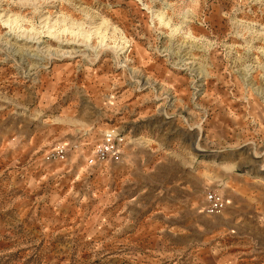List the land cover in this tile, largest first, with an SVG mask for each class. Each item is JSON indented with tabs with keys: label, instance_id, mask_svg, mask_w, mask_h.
<instances>
[{
	"label": "rangeland",
	"instance_id": "rangeland-1",
	"mask_svg": "<svg viewBox=\"0 0 264 264\" xmlns=\"http://www.w3.org/2000/svg\"><path fill=\"white\" fill-rule=\"evenodd\" d=\"M255 206L264 0H0V264H228Z\"/></svg>",
	"mask_w": 264,
	"mask_h": 264
},
{
	"label": "built area",
	"instance_id": "built-area-1",
	"mask_svg": "<svg viewBox=\"0 0 264 264\" xmlns=\"http://www.w3.org/2000/svg\"><path fill=\"white\" fill-rule=\"evenodd\" d=\"M116 149H114L113 140L110 136L107 137L103 145L97 148L92 156L87 160V166H93L96 162H106L108 158L115 155ZM67 152L63 147L55 148V150L47 156L48 161H59L63 162L66 159ZM205 214L207 216H213L221 213L226 204L222 198L215 193L205 194Z\"/></svg>",
	"mask_w": 264,
	"mask_h": 264
},
{
	"label": "crops",
	"instance_id": "crops-1",
	"mask_svg": "<svg viewBox=\"0 0 264 264\" xmlns=\"http://www.w3.org/2000/svg\"><path fill=\"white\" fill-rule=\"evenodd\" d=\"M251 209L255 213H263L264 212V210H263L264 208L261 207V206L251 207ZM261 224H264L263 220H262ZM262 231H264V225H263V230ZM231 236H233V235H231ZM233 243H235V242H232V244L230 246V248H231L230 250L231 251L227 255V257H228V262L227 263L228 264H238V263H240L242 261H248L249 258L248 259L247 258L243 259L242 254L248 256L252 252L258 253L259 261L263 262V264H264V240H262V241H260L258 243H253V244H251V242L249 241L248 242L249 245H247V248L249 247V248H252V249H251V251L248 250V252H245V253L241 252L240 249H237V246H235V244H233ZM256 245H257L256 248L258 249V251H254L255 249L253 247L256 246ZM250 259H255V258H250Z\"/></svg>",
	"mask_w": 264,
	"mask_h": 264
},
{
	"label": "bare ground",
	"instance_id": "bare-ground-1",
	"mask_svg": "<svg viewBox=\"0 0 264 264\" xmlns=\"http://www.w3.org/2000/svg\"><path fill=\"white\" fill-rule=\"evenodd\" d=\"M66 54V53H65ZM69 54V53H68Z\"/></svg>",
	"mask_w": 264,
	"mask_h": 264
}]
</instances>
